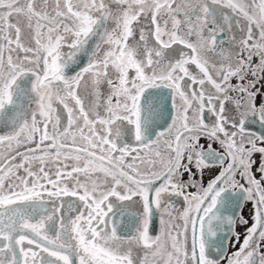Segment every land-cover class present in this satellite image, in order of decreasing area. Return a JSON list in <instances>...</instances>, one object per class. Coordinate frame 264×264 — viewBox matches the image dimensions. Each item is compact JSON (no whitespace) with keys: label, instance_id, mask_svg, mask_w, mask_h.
<instances>
[{"label":"snow or ice","instance_id":"1","mask_svg":"<svg viewBox=\"0 0 264 264\" xmlns=\"http://www.w3.org/2000/svg\"><path fill=\"white\" fill-rule=\"evenodd\" d=\"M0 264H264V0H0Z\"/></svg>","mask_w":264,"mask_h":264}]
</instances>
